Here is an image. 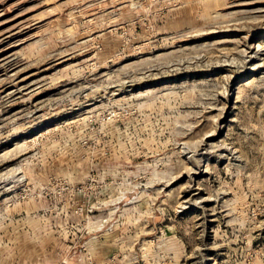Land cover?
Listing matches in <instances>:
<instances>
[{
	"label": "rangeland",
	"instance_id": "obj_1",
	"mask_svg": "<svg viewBox=\"0 0 264 264\" xmlns=\"http://www.w3.org/2000/svg\"><path fill=\"white\" fill-rule=\"evenodd\" d=\"M0 264H264V0H0Z\"/></svg>",
	"mask_w": 264,
	"mask_h": 264
}]
</instances>
